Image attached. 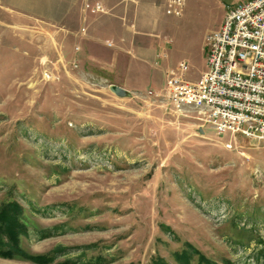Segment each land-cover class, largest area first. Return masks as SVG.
I'll list each match as a JSON object with an SVG mask.
<instances>
[{
	"label": "rangeland",
	"instance_id": "obj_1",
	"mask_svg": "<svg viewBox=\"0 0 264 264\" xmlns=\"http://www.w3.org/2000/svg\"><path fill=\"white\" fill-rule=\"evenodd\" d=\"M86 1L114 0H0V209L17 204L20 248L49 255L0 264H182L186 248L183 264H264V139L142 95L180 61L189 79L205 68L230 0H183L179 14L158 0L132 28L161 39L153 58L102 35L119 26ZM115 81L139 89L119 96Z\"/></svg>",
	"mask_w": 264,
	"mask_h": 264
},
{
	"label": "built area",
	"instance_id": "obj_2",
	"mask_svg": "<svg viewBox=\"0 0 264 264\" xmlns=\"http://www.w3.org/2000/svg\"><path fill=\"white\" fill-rule=\"evenodd\" d=\"M183 0H167L166 12L179 14ZM84 9L103 12L100 1ZM206 69L194 80L180 61L166 71L160 91L142 95L177 108L195 110L217 133L264 139V0H230L220 26L205 34ZM110 45V43H108ZM230 146V144H228Z\"/></svg>",
	"mask_w": 264,
	"mask_h": 264
},
{
	"label": "crops",
	"instance_id": "obj_3",
	"mask_svg": "<svg viewBox=\"0 0 264 264\" xmlns=\"http://www.w3.org/2000/svg\"><path fill=\"white\" fill-rule=\"evenodd\" d=\"M101 2V1H100ZM158 0H114L113 3H104L105 5V12L101 13L99 19V24L102 25H117L119 26V30L115 31L114 33H107L104 30L102 32V35L104 36H109L111 37L115 43L118 44L117 47L123 49V47H128V43H130V41H137L138 43H149L148 46H137L134 49H130L128 50L131 53H134V50H137L139 52V54L141 56L144 57H154V53H155V49L156 47H162L163 43H161V39H158L156 37H148L147 35H145V32H140L137 31L138 33H135V30H133V26L136 25H140L143 27H148L150 20L154 19L155 17V12L157 9H159V6L157 5ZM102 3V2H101ZM103 4V3H102ZM224 14H222V16L220 17V22L219 25L216 27L218 28L222 22ZM89 28V27H88ZM216 28H213L211 30H214ZM209 30V31H211ZM207 31V32H209ZM88 41L90 39L93 38V33H92V29L90 31V28L88 29ZM206 32V33H207ZM205 33V34H206ZM205 37V36H204ZM123 42L127 43L123 44ZM122 44V45H121ZM125 45V46H124ZM203 53H204V60H205V44L203 42ZM117 49L114 50L113 55H117ZM87 57L90 59H96L95 55L93 54V52L88 50V54ZM187 63V62H186ZM188 64V63H187ZM178 65V64H177ZM174 66V68L177 67ZM173 68V67H171ZM171 68H167L165 69L164 72V79H163V83H162V88L164 87L165 84V80H166V71L171 69ZM206 69V60H205V68L203 70H201L199 72L198 75L193 76L192 78H187L186 77V72H185V77L188 80L194 81L196 80L200 74ZM117 83V85L127 89V90H137L139 89L137 86L133 85V84H124L120 81H115ZM160 88V89H162Z\"/></svg>",
	"mask_w": 264,
	"mask_h": 264
},
{
	"label": "trees",
	"instance_id": "obj_4",
	"mask_svg": "<svg viewBox=\"0 0 264 264\" xmlns=\"http://www.w3.org/2000/svg\"><path fill=\"white\" fill-rule=\"evenodd\" d=\"M21 208L14 203H5L0 209V256L10 257L18 254L35 262L45 263L49 255H30L24 252L19 244V234L26 231L24 224L19 221ZM190 248L184 249L180 253H176V258L179 262L188 263ZM194 250V249H193ZM197 252H195L196 254ZM191 255V254H190ZM200 259L210 264L208 259H204L201 254ZM152 264H167L163 259L157 258Z\"/></svg>",
	"mask_w": 264,
	"mask_h": 264
},
{
	"label": "water",
	"instance_id": "obj_5",
	"mask_svg": "<svg viewBox=\"0 0 264 264\" xmlns=\"http://www.w3.org/2000/svg\"><path fill=\"white\" fill-rule=\"evenodd\" d=\"M111 87V90L116 94V95H119V96H124L125 93L127 92V89L121 87V86H118V85H113L111 84L110 85Z\"/></svg>",
	"mask_w": 264,
	"mask_h": 264
}]
</instances>
